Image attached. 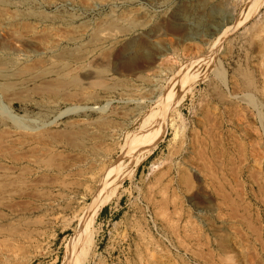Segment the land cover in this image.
<instances>
[{"label":"rangeland","instance_id":"374dc122","mask_svg":"<svg viewBox=\"0 0 264 264\" xmlns=\"http://www.w3.org/2000/svg\"><path fill=\"white\" fill-rule=\"evenodd\" d=\"M199 1L118 0L86 9L0 0L6 12L30 22L40 19L60 34L106 30L112 20L118 32L132 31L135 23L148 26L143 34L159 27L146 43L151 57L160 59L139 80L91 63L102 76L81 80L83 91L68 87L45 94L40 89L56 78L79 75L73 62H57V57L27 62L42 66L24 75V81L0 79V85H13L0 92L4 148L18 130L46 128L63 135L70 123L111 114L107 128L99 121L101 128L92 137L68 142L61 137L49 145L39 163L48 171L35 177L33 163L0 161V264L71 262L72 240L91 217L100 179L121 171L128 161L126 142L139 140L146 129L154 130L142 139V145L149 141L153 146L147 159L91 220L92 243L82 252L87 264H264V4L254 13L248 10L252 0H213L219 8L210 11L209 3L204 8ZM181 7L188 9L185 15ZM129 13L140 16L128 19ZM134 37L141 34H120L119 40ZM76 52L69 49L64 55ZM25 56L4 57L11 72ZM82 96L91 99L85 103ZM35 180L33 187L7 186Z\"/></svg>","mask_w":264,"mask_h":264},{"label":"bare ground","instance_id":"6f19581e","mask_svg":"<svg viewBox=\"0 0 264 264\" xmlns=\"http://www.w3.org/2000/svg\"><path fill=\"white\" fill-rule=\"evenodd\" d=\"M33 1H36L37 4L40 5V7L49 6L55 2H62V3H66V4L80 5L86 9H91V7H94L96 5H100V6L107 5V4L117 2L118 0H33ZM19 3H20V1H19ZM208 3L210 5V6H208V9L209 10L211 9L210 11H218L219 7H217V5H215V3H213V0H207V1L201 0V1H199L198 6L205 8V7H207L206 5ZM13 4L15 5V3H13ZM263 4H264V0H252L249 7H248V10H251V11L253 10V12L255 13L257 10L260 9V7ZM18 5H20V4H18ZM17 11L19 12V10H17ZM187 11H188V9L186 7H181L179 10V12L184 14V15L186 14ZM22 13H24V12H22ZM28 13L29 12H27V14ZM19 14H17L15 11L10 13L9 10H7V12H6L5 6L2 4L0 5V79H2V80H6V79L11 78V77L23 79L24 75L33 72V70L37 69L39 66L41 67L42 62H40V64H37L34 66L26 64L27 62H30L34 58L37 59L35 62H39L42 59H44L43 57H57L56 58L57 62H62V61L73 62L75 64V66L77 68H79V75L78 76H71L69 78H61V79L56 78L53 82L46 83L43 86V88H40V89L41 90L43 89L45 94H47V93H52V94L58 93L59 91H63L68 87H75L79 91H83L84 90V88H83L84 84L82 83L81 80H83V79H85V80L86 79H93V80L96 79V81H99L98 80L99 77L102 76V74L98 70H95V68H93L91 70V68H92V67L90 68L91 63L92 64L96 63V65H100V67L104 70V72L108 71L112 75L121 76V77H128L129 75H131V76H134V78L139 80L141 78V76H140L141 74H143L145 71L147 72L148 70H151L152 67L154 65H158V62L160 61V59H158L157 56L151 57V55L148 52V45L146 43L147 42L146 41L147 36L151 33L156 32V29H159V27L154 26L155 28H153L150 32L143 34L142 32L148 26L146 24H139V23L134 22L136 25L130 26V27H132L131 30L133 29L132 31L122 32L121 29H119L120 31L118 32V30L115 31V29L119 28V27H117V28L115 27V24L116 23L118 24V22L112 20L107 25L108 29H106V30H101L99 28H95L94 31L91 33L82 32V34H78V35L74 36L73 34L72 35L71 34H65L66 31L65 32L63 31V33L61 32V34H60V31H57V33L53 32V31L57 30L56 27L52 31L51 29H49V27L45 26V24H44V22H42V20L39 19V20H36V22H30V19L25 18ZM40 14H41V12H40ZM138 14L129 13L128 19L134 20V18L136 16H140ZM203 16H200V17H203ZM246 16H247V14H246ZM250 16H252V15H250ZM32 17H33V15H32ZM44 19L46 20V18H44ZM243 19L245 20V18H243ZM18 21H22V22H19L17 25L19 27H21L23 31L16 29L18 26L13 25L15 22H18ZM132 21H130V24L131 23L134 24ZM246 21H247V19H246ZM168 28L170 30H173L174 26H170ZM63 30H64V28H63ZM120 34L124 35V37H126V36L129 37L130 35H135V34H138V35L141 34V37H139V38L134 37V39L122 41V40H119ZM151 47L154 49H156V48L160 49L161 45H156V48L154 45ZM69 49L77 50L76 55L75 54H72V56L64 55V51L66 52ZM132 52L136 55L130 56L129 54ZM21 53L26 54L27 55V56H25L26 58L21 60V66L18 68V70L15 69L14 72H11L9 69L10 68L9 60H8V62H6L7 60L4 57H7L8 55H11V54H21ZM69 54H71V53H69ZM2 59H4V60H2ZM38 59H40V60H38ZM16 62H20V61H16ZM139 63H140V65H139ZM187 77H190V76H187ZM28 78H26V79H28ZM190 78L188 80H190ZM188 80H186V81H188ZM23 81H24V79H23ZM96 81L92 82V83L90 82V84H95V83H97ZM6 83H8V82H6ZM9 84L11 85L10 82H9ZM9 84H3L2 85V83H1L0 92L4 93L8 89H10V88L12 89L11 86H13V85L10 86ZM85 84L88 85V82ZM101 84L102 83H100V85ZM182 87H184V86H182ZM103 88L105 89L104 90L105 92L108 91L105 87H103ZM103 88H101V89H103ZM70 97H75V96L70 95ZM90 99H91V96H86V97L82 96V102L84 101L85 103H87L88 101H90ZM163 104H165V102H163ZM70 111L72 112L73 110L71 109ZM70 111H68V112H70ZM149 117H151V116H149ZM110 118H111V114L109 113V115L104 114V115H102V117H100V119H97L94 121H89V122L85 121L84 122L83 120L80 119L81 120L80 122H82V124H80V122L77 121L76 122L77 124L76 123L75 124L70 123V125H67V129H66L67 131L64 132L61 130V133L63 132V135H61L59 133L60 131L58 132V131H52V130H45L46 128L44 130H39V131L36 129H35L36 131H30V130L29 131H21V130L19 131L18 130L17 132H14L13 136H11L12 138L9 141V144H6V145H8L7 147L4 148L3 144L5 142L1 143V141H0V144L2 145V146L0 145V149H1L0 150V161L5 162L8 159L14 165L24 164L23 162L33 163V164H35V172L32 171L31 169H30V171L32 173L31 177H35V176H37L38 173H40L42 171L43 172L48 171V168L46 166L40 165L39 163H40V156L43 153L42 151L47 150L49 145H53V147H54V145H57V143L59 142V139L61 137H64V141L66 140V142H68L67 139H69V138L75 139V138H83L86 136L90 137L91 135H89V134L93 133L97 129V127H99L98 125H96V124H99L98 123L99 121H101L100 125L104 129V128H107L105 125H106V123H109ZM101 127H99V128H101ZM141 128L143 129V126ZM150 130H152V131H150ZM150 130L149 131H147V129L144 130L143 131L144 133L139 140L136 138L135 139L132 138V140L128 139V144L125 141L126 145H128L127 146L128 148L125 149L123 153H125V151L128 152L127 153L128 154V161L121 164L122 169L120 168L121 171L119 170L120 171L119 173L117 172V173H115V175L110 173L107 176H105L102 181L100 179V182H99L100 183V185H99L100 191L97 194V196L95 197V199L93 201V205H91L92 209H93L91 211V217L84 224L83 228L75 235L74 239L72 240V247L73 248L71 250H73L72 251L73 253L75 252V256L72 257L73 259L71 260V262L69 261L70 264H87L88 259L84 255H83L84 257L82 258V252H83V249L85 246H87L89 248L91 246L90 244L92 243L91 242L92 241V235H89L87 232L88 228L90 227L91 220L93 219L94 215L98 214L108 202H110L111 200H113L114 198H116L120 194L121 189L123 188V183L127 179L128 180L131 179L135 175L139 166L147 159V155L150 153L151 148L153 146H152V144H149L150 143L149 141H148V143H145L142 145V143L144 141L142 139H147L148 137L152 136L154 130L153 129H150ZM155 131H156V129H155ZM95 136L96 135H94V139L96 138ZM60 141H62V139ZM92 146H90L89 149H91ZM3 148H4V150H3ZM80 148H82V147H80ZM19 150H26L27 151V153L25 152L26 155L24 154V155L19 156L16 153ZM94 151H95V149L93 150V153H94ZM141 151H143V153H144L143 155H141L139 157L134 156L135 158L133 157V155H137L138 153H141ZM12 155H16V157H14ZM78 159L79 158H75L76 161ZM80 159L78 160V162H80ZM121 162H123V161H121ZM61 166H63V165H61ZM58 168H59V166H58ZM68 168L74 169L75 164L70 163ZM60 169H61V167H60ZM55 170H57V169H55ZM72 174H74V173H72ZM21 176L20 177L23 180L26 179L25 173L21 174ZM66 176H68V175H66ZM36 178H38V177H36ZM34 182H36V180L31 181L28 184H27V182H23V181L11 182L10 184H7V186H12L11 184H13L17 187H20V186L33 187L35 184H38V183H34ZM54 183H53V185H54ZM69 248H70V246H69ZM72 254H70V256Z\"/></svg>","mask_w":264,"mask_h":264}]
</instances>
